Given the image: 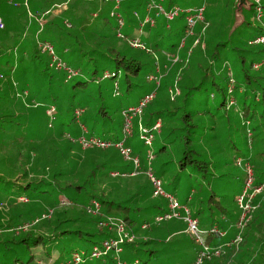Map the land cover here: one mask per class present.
Wrapping results in <instances>:
<instances>
[{"label":"rangeland","instance_id":"374dc122","mask_svg":"<svg viewBox=\"0 0 264 264\" xmlns=\"http://www.w3.org/2000/svg\"><path fill=\"white\" fill-rule=\"evenodd\" d=\"M64 1L67 0H28L27 7H25V0H0V13L4 16V23H7L5 30L0 29V224L9 219L6 224L9 229L29 222L35 217L38 218L42 212L47 211L48 208L51 209L53 200L61 199L57 193L48 194L47 192V183L51 180L50 174L53 171L52 166L46 169V166H50L51 161L48 159V155L45 156L50 150V143H52L51 147L58 146V152L61 153L68 142V135L77 137L82 134L83 129L88 134L86 126L81 128L82 120L73 119L71 106H69L70 98L64 99L60 105L61 108L57 116L63 120L52 119L53 113L50 115L51 111L46 110L50 103L49 87L46 83L41 82L35 86L31 84L28 95L20 94L19 96H16L15 89L10 86V81L14 76L13 70L16 69L18 63V54L15 50L21 46L20 44H24L20 49L31 52L32 46L34 43L36 44V41L33 43L31 39L34 37L33 40H35L39 29L38 17H41L45 11L49 12L46 15L48 20H54L57 23L61 21L59 24L63 25L66 13L56 14L55 9L56 3L60 2L58 7H62ZM76 1L72 0L71 2L74 4ZM93 2L95 8L99 6L106 12L112 5V3L100 0ZM168 2V0H163V6L167 8ZM261 2L263 17L260 21L256 18L253 7L252 9H248L246 6L240 8L238 7L239 3H235V0H174V5L178 6L181 11L173 20L167 22L168 25L164 16L159 15L152 27L144 25L140 29L139 23L137 27H129L131 32L126 28L122 30L123 33L126 32L141 38L148 45V50H143L122 41L130 47L131 53H138L139 60L142 62L140 69L127 76L128 72L120 67L117 70L116 78L101 79L106 71L115 69L113 63L108 65L106 63V66H99L95 73L96 82L88 85L87 88L90 91L84 92L87 98L91 97L90 105L101 106L102 104L110 115V119L90 120L87 122V126L89 128L94 126L97 130L96 134L99 135H103V131H114L117 137H122L120 139L122 140L124 138L123 131H121L124 120L123 111L130 107H136L145 94L155 91L154 99L143 108L141 116L133 117V134L126 138L125 143L132 148V156L139 158L138 174H143L141 170L144 171L148 167L147 154L151 151L154 156L151 167L155 174H159L166 192L174 195L179 203L187 204L192 212L197 211L198 202L202 201V211L197 214V217L204 221L203 225H200L201 228H209L212 217L219 216V205L226 206L231 213L236 214L235 197L241 192L244 182V166L237 165L236 159L246 156L252 162L257 159L254 157L257 153H262L259 155V159L262 158L264 164L263 132H255V135L249 138L247 136L248 129L253 122L243 125L247 119H241L237 112L241 106L240 98L245 90L244 85L249 89L246 99L248 104L256 103L251 89L253 88L255 91L257 89V92H260L258 85L261 84L264 87V75L258 84L253 80L258 71L250 65L252 61H263L264 44H248V41L259 33L257 29L264 25V0ZM248 3L254 4L253 0H249ZM200 8H202V18L196 19V11ZM146 11L147 9L144 8L143 12H139V14H143L140 15V22L145 20ZM75 13L78 12L75 10ZM151 14L154 15V12L152 11ZM188 16H193L196 19L192 27L188 25ZM126 20L125 16V22ZM43 21L45 23V18ZM88 21L100 24L106 34H115L113 18L101 23L97 17L90 14ZM88 23L86 22V25ZM160 28H162V34L156 36L157 30ZM58 29H63V27H58ZM44 33L39 34L40 38L42 35L45 37ZM62 37L63 35L60 36V41L64 42L65 38L62 39ZM48 40L53 43L58 41L56 37L48 38ZM123 43L120 45L123 46ZM62 57L65 61L73 59L70 52L64 53ZM86 57L71 64L79 65L83 69L85 78L90 75L93 67L90 64L84 68V63L89 57L95 59L96 54ZM175 57H178V61L171 64L169 60H173ZM46 58L47 56L41 53L39 60L44 64ZM11 69H13L12 72ZM244 71L250 75L249 83L244 80ZM52 72L56 73L55 80L59 75L63 76L61 71ZM230 72L236 81L233 96L237 100L238 108H227L225 105H221L227 92ZM127 79H129V83ZM75 81L72 80L66 85L55 81L53 90H51L58 97H67L70 95L71 84ZM115 83H118V95L115 94ZM18 86V91L21 92L22 84L20 83ZM170 88L173 91L177 88L179 91L174 100L169 97ZM75 96L80 98L81 92ZM76 97L72 102L76 103ZM258 97L255 96L256 99ZM59 99L57 98V101ZM164 106L167 108L179 107L173 116L167 114L158 116L156 120H160L161 127L159 126V130L153 131L152 146L148 147L142 142L141 134L139 135L138 120L140 117L145 119L150 113L154 120L159 107ZM258 107L259 110H262L260 105ZM184 114H187L185 120ZM48 115L52 118L49 119ZM50 137H55V139L50 141ZM186 138L191 141L188 143V147L200 153L199 158L208 160L209 166L200 169L194 166L195 161L187 160L186 165L179 167L178 160L183 154L188 156V159L194 157L190 156L188 152L183 153L180 142ZM32 142L44 145V147H37V150L33 152L38 154L47 150L46 153L41 154L40 165L33 164L32 159L27 158L29 150L32 151ZM76 144L80 146L79 143L76 142L75 146ZM75 146H73L72 152H79L78 147ZM112 148L118 150L122 156L118 148ZM18 150L22 155L19 159L16 154ZM118 164L127 165L130 167L129 170L134 171L132 163L123 156ZM202 172L205 174L202 175ZM134 176L137 175H130L128 179L132 180ZM56 177H62V175H56ZM142 177L148 178L145 174ZM38 179H41V184H37ZM26 182H33L34 186L37 184L39 187L23 189L22 185ZM20 196L24 198L18 200ZM26 198L27 201H25ZM148 204L149 206L157 204L163 208L166 206V200L163 196L150 197ZM60 205L59 207H63ZM155 215L156 212L153 208L137 211V223L148 221L152 225L151 228H161V235L155 232L153 236L157 238L154 242L158 244L161 252L155 259H151L147 263L189 264L195 257V244L191 235L186 232V224L183 219L171 218V220L167 219L156 225L154 224L156 223ZM222 218L221 213L219 219ZM174 223L179 226L174 231H170L168 228ZM65 226L69 230L77 227L74 223ZM223 229L226 230L225 235L221 237L224 242H226L225 237L229 234V241L235 239L234 223L228 224ZM45 230H47L46 227L41 231ZM30 231L40 232V229L34 227ZM13 234L15 233H0V239L9 238ZM77 236L72 233L60 232L54 237L55 240L46 242V245L42 243L35 249L31 247L29 251L35 254L34 262L36 263L51 264L59 261V264H64L73 251L89 247L87 243L83 244ZM164 239L169 240V243H166ZM168 245L172 247H167ZM15 252L14 247L3 248L1 245L0 264H13L12 258L15 257ZM28 254L26 250L21 251L19 260L14 264H24ZM93 263L92 261L91 264Z\"/></svg>","mask_w":264,"mask_h":264},{"label":"trees","instance_id":"16d2710c","mask_svg":"<svg viewBox=\"0 0 264 264\" xmlns=\"http://www.w3.org/2000/svg\"><path fill=\"white\" fill-rule=\"evenodd\" d=\"M147 1L148 0H122V4H120V12L124 16V20L126 16L127 20L124 28H126L129 32L132 31L129 27L134 26L136 23L134 12H143V9L147 8ZM168 1V7H165L166 10H169L174 5V0ZM160 2L163 5V0ZM235 3L240 2L239 0H235ZM261 4L262 2L260 0V7L262 9ZM243 6L245 5L241 3L238 7L242 8ZM252 7L257 18V12L255 9L256 4L251 3L247 8L252 9ZM93 8L94 4L87 0H77L74 4L70 1V4L64 10L66 13L65 20L67 21L61 25L63 29H58V27L62 28L59 24L61 21L57 23V21L54 20H47L44 23L43 30L41 31L42 34L45 32V37L42 35L41 39L49 41L54 46L59 59L64 61L68 66L78 70L80 73L79 76L66 81L65 73L61 71L63 76L59 75L55 80L54 76L56 73L52 71L58 70H53L48 66V55L45 54L47 58L44 64L39 60L41 51L34 43L35 40H33L34 45L32 46L31 52H28L26 56L24 54L17 56L18 63L16 69H11V72L13 70L14 76L10 81V86L15 89L16 96H19L20 94L28 95V91H30L29 86L31 84L35 86L36 84L39 85L41 82L43 84L46 83V85L49 87L48 90L50 94V103L46 110L48 111L51 106L54 107L52 112L53 118L48 115L49 119L52 118L53 120H63L57 116L61 108L60 105L64 99L70 98L71 103L69 106H71L73 119L82 120L81 125L84 127L86 126L88 129V137L96 136L105 141L110 140L114 142L122 138L117 137L114 131H103V135H99L96 134L97 130L94 126L91 128L87 126V122L90 120H106L110 119V115L104 105H90L91 97L87 98V96L84 95V92L90 91V89L87 88L88 85L92 82H96L97 77L95 73L97 72L99 66H104L106 63L107 65L113 63L115 69L108 71L103 70L106 72L101 77V79H111L116 78L118 73L117 70L120 67H123L124 70L128 72L126 74L127 76L131 73H136L140 69L142 62L139 60L138 53H131L130 47L123 43L122 39L117 38L115 34L110 35L104 33L100 24L88 21ZM80 9H82L81 12H79ZM75 10L78 13H75ZM146 13H151V11H146ZM151 16L156 19L155 14H151ZM262 17L257 19L261 21ZM97 19H99L101 23H105L106 20L110 21L111 18L108 15V12L101 10ZM164 19L166 23L169 22L166 18ZM86 22H89L88 25H86ZM113 22L114 25H116L115 21ZM257 31L259 33L248 41L249 45H259L252 44L250 41L256 36L264 34V25L259 27ZM125 33L123 34L126 37H133L132 34L130 35ZM161 34L162 28L157 30L155 35L159 36ZM61 35H63L62 39L65 38L64 42L60 41ZM53 37H56L58 41L53 43L51 40H48V38ZM121 42L123 43V46L120 45L122 44ZM67 52H70V54L73 56V59L65 61L62 56ZM94 53L96 54V58L94 59L89 57L88 60H86V63H84V68H87L90 64L93 67V69L90 71V75L85 78L83 75V69H81L79 65L71 64L81 61L83 57ZM262 60L263 64H261L262 62L255 61L250 63L251 67L257 63L261 64L258 68L253 67L258 71V74L253 77V80H255L258 84L264 75V58ZM169 62L171 63L172 60H169ZM242 63H244V60H242ZM228 76V88L227 92L225 93V97H223L221 105H225L227 108L237 107V100L233 96L236 81L232 77L231 72ZM244 76L245 82L249 83L251 78L247 71H244ZM1 77L4 76L1 75ZM17 80L21 81L20 83L22 84V93L18 91V85L20 83ZM72 80L76 81L71 84V91H69L71 96L58 97L55 95L54 91H52L55 81L66 85ZM127 82H130L129 79H127ZM244 86L245 90L240 98V110L237 109V112H239L238 114L241 119H247L245 120L248 122L247 125L251 124V121L253 122V124L249 126L250 135H247L249 138L254 136L255 132L260 133V131H262L264 135V87L261 86V84L258 85L260 92H257L256 88V91L253 88L251 89V91L254 93V99L256 103L248 104L246 99L248 97L247 95L249 89L246 88V85ZM115 90V94L118 95V83H115ZM78 92H81L80 98L75 96ZM256 95L259 96L258 99L255 98ZM74 97H76V103L72 102ZM169 97L171 99L170 92ZM57 98L60 99L57 101ZM231 99H233V103L230 102ZM258 105H260L262 110L258 109ZM178 107L179 106H173L172 108H167L165 106L159 107V111H157V116L154 120L152 119V114L150 113V115L145 119L141 117L139 118L138 126L140 124L147 129H151L152 126L158 121L156 119H158L159 115L167 114L168 116H173ZM77 110H82V113L78 118H76L75 115ZM186 117L187 114H184V120ZM243 125H246V123H243ZM122 130L123 128L121 131ZM131 134H133V127ZM68 137L70 140L68 139V142L66 143L64 149H62L61 153L58 152V146L52 145L54 147H51L52 143H50V150L48 152L47 150H43L41 153L37 154L33 151L37 150V147L39 146L44 147V145L37 142H32V151L29 150L30 152H28V157H26L28 159H32L33 164L40 165L42 161L41 154L43 155L47 152L45 156L48 155V159H51V161L48 160L50 161V166H46V169H49L51 166L53 167V171L50 174L51 180H49L47 183V192L48 194L55 192L61 196V199L58 201L53 200V205L50 206L51 209L48 208L47 211L45 210L42 212L38 218L35 217V219L33 218L29 222L16 225L11 229L8 228L9 226H6L9 219L4 220L6 222H1L0 233L12 232L15 234L9 238L3 237V239H0V248L1 245H3V248L14 247L16 249L15 257L12 258L13 264L19 260V253L24 250L28 251L29 253L27 259L24 261V264H40L34 262L35 254L29 251L31 250V247L35 249L38 248L42 243L46 245V242L55 240L54 237L58 233L65 232L72 233V235H78V239L83 242V244L87 243L89 247H82L73 251L70 258L67 259L64 264H91L92 261L94 262L93 264H148V261L155 259L161 252V249L157 246L158 244L154 242L157 238L153 237L155 232L158 235H161V228H151L152 225L148 221L137 223V211L140 209L149 210L150 208H153L156 212V215L154 216L155 220L156 216L162 215L168 211L167 199L164 198L166 200V206L163 208L157 204H151L149 206V198L158 197L153 195L154 186L152 182L148 178L144 179L142 177L143 174H136L137 176H134V179L129 180L128 178L133 170H129L130 167L127 165L125 166L118 164L122 156L115 148H82L76 144L79 152H72V149L74 148L73 146H75L76 142H74L71 138L77 137H73L71 135H68ZM53 138L55 139V137H50V141H53ZM190 142L191 141L189 138H186L184 140L182 139L180 143H182L183 153L188 152L190 156L194 157L188 159L189 157L183 154L178 160L179 167L181 168L186 165L187 160L192 162L195 161L196 163L194 166L200 169L209 166L210 163L208 160H205L201 157L199 158L200 153H198L195 149L188 147V143ZM13 152L15 153V151ZM16 154L18 159L22 156L19 150L16 152ZM202 154L203 152L201 155ZM261 154L257 153L254 156L257 159L254 161L252 160V162L251 159L246 156L243 157L244 159L237 158L235 162L237 163L238 159H240V164L237 163V165H251V168L253 169L255 185L260 184L264 180V164L262 162V158L259 159V155ZM195 156L198 157L196 158ZM148 167H150L153 174L161 180L163 187V181L158 176L159 174L157 175V173H154L151 163L148 164ZM243 169L244 182L242 189L247 177L245 167H243ZM113 172H117L118 174L116 176H112ZM201 174L204 175L205 172H202ZM56 175H62V177H56ZM41 183V179H38L37 184ZM37 184L34 186L33 182H26L24 185H22V188L24 189L27 187H32L35 189L36 187H39ZM237 196L235 197V203ZM23 198L24 197L20 196L18 200ZM25 201H27V198ZM201 203L202 201L200 203L198 202L197 211H191L192 216L198 220L199 227L204 223L203 220H200L197 217V214L202 211ZM254 203H257L259 207L254 212L252 219L242 230L241 240L239 242L231 243L229 246H227L224 245L225 242L221 237L215 234L205 235V243L208 245V247L215 248L220 244L222 247H224L220 249V254L218 255H206L199 263H196V259L201 247L195 243L192 235L187 232L191 235V238L195 244V257L189 264H264V193L258 194L255 197ZM59 205L63 207H59ZM218 208L219 216L212 217L211 226H217L219 229H223L226 228L230 223L235 224L240 212L237 203L236 214L231 213V211H229V209L224 205H219ZM221 213L223 218L219 219ZM155 222L156 223L154 224L159 225L161 221L158 222L155 220ZM72 223H74L77 227L72 230L67 229L68 227L65 225H72ZM121 225H123L122 230L119 228ZM178 226L179 225L177 223H174L170 225L168 229L170 231H174L178 228ZM34 227L40 229V232L30 231V229ZM44 227H46L47 230L41 231ZM236 232L237 230L235 229V235ZM128 236L130 237L129 240ZM229 237L230 234L225 237L226 242L230 240ZM164 240H166V243H169V240ZM106 241L111 242L109 249H106L104 246ZM167 247L172 246L168 245ZM99 248H101L102 251L101 255L93 256L92 252ZM75 253L80 256L78 262L74 261L73 255ZM51 264H59V261H55Z\"/></svg>","mask_w":264,"mask_h":264},{"label":"built area","instance_id":"2783aa9c","mask_svg":"<svg viewBox=\"0 0 264 264\" xmlns=\"http://www.w3.org/2000/svg\"><path fill=\"white\" fill-rule=\"evenodd\" d=\"M71 1V0H68ZM103 2H111L113 3V7L109 12V16L114 19L116 25H115V35L118 38L124 39L130 46L141 48L144 50H148V45L139 37H126L123 34V28L125 25V20L123 15L120 12V4L121 0H101ZM162 1V0H160ZM157 0H148L147 1V11H153L154 14L157 16L163 15L164 18H166L168 21L173 20L177 15L180 13V8L176 5H173L169 10H166L165 7L162 5V3ZM254 4H256V12H257V18L262 17V9L260 7V0H253ZM49 12L45 13L38 17V31L35 35L36 44L37 47L40 49L41 53H44L48 55L49 57V67L53 70L63 71L65 73V79L66 81L71 80L72 78L79 76L78 70L68 66L64 61L59 59L57 56L56 50L54 46L47 40H43L40 38L39 34L43 30L44 26V16H46ZM202 8L196 11V19L202 18L201 16ZM193 16L187 17V22L189 26H193L196 21ZM155 18L151 16V13H147V16L145 20L140 22V29L144 25H148L152 27V25L155 22ZM4 28V23L0 18V29ZM141 31V30H139ZM252 44H264V34H260L256 36L253 40L250 41ZM178 61V57H175L171 64ZM263 64V62L261 63ZM260 63L254 64L253 67L258 68L261 65ZM106 76V75H105ZM171 99L174 100L176 94H178V89L176 88L174 91L170 88L169 89ZM155 97V91L145 94L139 101L138 105L136 107H130L127 110L123 111V117H124V126H123V134L124 138L120 141H105L103 139H100V137L96 136H90L86 134L85 129H83L82 134H80L77 138H71L74 142H77L80 144L82 148H89V147H100V148H108L110 146L116 147L119 149L122 156L127 159L129 162L132 163L134 167V171L131 172V175L138 174L139 171V158L132 156V148L128 145H126L125 141L126 138L131 136L132 134V119L134 116H140L143 108ZM231 103H233V99L230 100ZM54 110V107L51 106V108L48 111L50 112V115L52 114ZM82 113V110H77L75 112L76 118H78ZM160 120H158L151 129H147L139 124V135L141 134V140L144 143V145H148L150 147L152 145V139L154 137L153 131L159 130L158 128L160 126ZM248 124V122H245ZM161 127V126H160ZM81 128H85L83 125H81ZM249 130V129H248ZM250 135V131L249 134ZM140 137V136H139ZM148 164L151 163L153 159V153L151 151L147 154ZM238 164H240V159H238ZM245 170L247 172V177L245 179L244 187L239 193V195L236 198V203L238 206V209L240 210L239 216L234 224L237 232L235 235V239L232 241L225 242L224 245L229 246L231 243H237L241 240V232L244 229V227L247 225V223L251 220L253 213L256 211V208L258 205L254 204L255 197L258 194L264 193V180L258 184H254V175H253V169L251 168L250 164L244 165ZM143 174H145L150 181L152 182L154 189H153V195L154 196H163L167 199L168 203V211L165 212L162 215H158L155 217L156 221H163L171 218H181L186 223V232L190 233L195 241L196 244H198L201 249L198 253L196 263H199L202 258L206 255H218L220 254V249L224 248L222 245H218V247L210 248L205 243V235L206 234H215L219 237H223L226 233L225 229H219L217 226H211L209 229H203L199 227L198 220L192 216L190 209L187 207V205H181L179 201L172 196V194L167 193L163 187L161 180L158 179L152 172L150 167H147L144 171L141 170ZM118 174L117 172H113L112 175ZM120 230L123 229V225L119 226ZM127 235V233H126ZM130 237L128 236V240ZM111 242H105L104 246L106 249H109ZM102 253L101 248L95 250L92 252L93 256H100ZM74 261L78 262L80 259V256L78 254L73 255Z\"/></svg>","mask_w":264,"mask_h":264},{"label":"crops","instance_id":"0c3cea01","mask_svg":"<svg viewBox=\"0 0 264 264\" xmlns=\"http://www.w3.org/2000/svg\"><path fill=\"white\" fill-rule=\"evenodd\" d=\"M68 1V0H67ZM67 1H64L63 3H62V7H58V5H59V3L60 2H58V3H56L57 4V7H56V9H55V13L57 14V13H61V12H64V10L67 8V6L69 5V2H67ZM72 1V0H71ZM93 1H96V0H90V2H92V3H94ZM101 1V0H100ZM62 2V1H61ZM27 3H28V0L26 1L25 0V3H24V6L25 7H27ZM109 3H111V2H109ZM97 4V3H96ZM121 4H122V0H121ZM112 7H113V3H112V5H111V8H110V10L112 9ZM95 8V7H94ZM93 8V10L91 11V14H92V16L93 17H98V14H99V12L101 11V8L98 6H96V8L94 9ZM110 10L108 11V14H109V12H110ZM145 14V13H144ZM4 15H5V13H4ZM140 15L141 14H139V12H134V16L136 17V25H134V27H137V25L140 23V19H141V17H140ZM4 16L2 15V13H0V18H1V20L3 21V23H4V18H3ZM124 17V16H123ZM44 18H45V22L48 20V17L46 18V16H44ZM111 18V17H110ZM112 19V18H111ZM64 23H66V20L64 19ZM125 25H126V22H125ZM125 27V26H124ZM7 28V23H4V30ZM135 31H136V29H135ZM134 31V32H135ZM116 36V35H115ZM134 36V35H133ZM33 39H34V37L31 39L32 41H33ZM121 39V38H120ZM122 40H124V39H122ZM35 41H36V39H35ZM21 46H19L15 51H17V56H20V55H22V54H24L25 56L28 54V51L26 50V49H24V50H22V49H20L24 44H20ZM26 45V44H25Z\"/></svg>","mask_w":264,"mask_h":264},{"label":"water","instance_id":"95a60500","mask_svg":"<svg viewBox=\"0 0 264 264\" xmlns=\"http://www.w3.org/2000/svg\"><path fill=\"white\" fill-rule=\"evenodd\" d=\"M244 4L245 6H249V3H248V1H246V0H240V3L239 4Z\"/></svg>","mask_w":264,"mask_h":264}]
</instances>
